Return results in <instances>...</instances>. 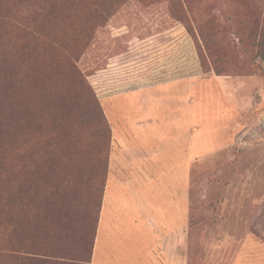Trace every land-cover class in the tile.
I'll list each match as a JSON object with an SVG mask.
<instances>
[{"label":"rangeland","instance_id":"374dc122","mask_svg":"<svg viewBox=\"0 0 264 264\" xmlns=\"http://www.w3.org/2000/svg\"><path fill=\"white\" fill-rule=\"evenodd\" d=\"M186 1L188 21L177 0H0V264L66 232L89 254L110 102L184 80L198 107L188 264L264 244V0Z\"/></svg>","mask_w":264,"mask_h":264},{"label":"crops","instance_id":"0c3cea01","mask_svg":"<svg viewBox=\"0 0 264 264\" xmlns=\"http://www.w3.org/2000/svg\"><path fill=\"white\" fill-rule=\"evenodd\" d=\"M186 83L110 102L111 149L89 264H188L198 107L196 84ZM223 99V118L239 124V106ZM232 264H264V244L248 240Z\"/></svg>","mask_w":264,"mask_h":264},{"label":"trees","instance_id":"16d2710c","mask_svg":"<svg viewBox=\"0 0 264 264\" xmlns=\"http://www.w3.org/2000/svg\"><path fill=\"white\" fill-rule=\"evenodd\" d=\"M177 4L182 7L185 15L183 14V19H187V21L190 19L189 18V9L187 6V1L186 0H177ZM110 6L108 4L99 6L96 11H101L103 13H107L109 11ZM80 12V11H78ZM100 19L102 17L100 16ZM109 131H110V149H111V141H112V132L109 124ZM109 153L107 155V158L105 161H99L100 165L98 167V173H99V181L97 185V167L94 163V193L97 194V190L99 193V203H98V211L96 216H94V219L92 221V240H91V246H90V251L89 254L85 255L83 250L84 248L80 247L78 244L75 242H69L72 236L71 232H66L64 237H67L69 241H65L66 239H62L56 250L53 251L50 248H44V247H39L37 249L33 248H26L23 250H10V253L13 255V260H19L18 264H89L91 260V254H92V245H93V229H94V224L97 221L98 218V212H99V206H100V201L102 197V190H103V183L106 177L107 169H108V160H109ZM103 166V168H102ZM1 185V184H0ZM66 220L69 221V216L67 215ZM65 227V226H63ZM86 250V249H85Z\"/></svg>","mask_w":264,"mask_h":264}]
</instances>
